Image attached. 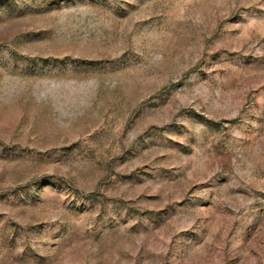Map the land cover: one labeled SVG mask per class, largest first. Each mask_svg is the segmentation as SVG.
Listing matches in <instances>:
<instances>
[{
    "label": "rangeland",
    "instance_id": "rangeland-1",
    "mask_svg": "<svg viewBox=\"0 0 264 264\" xmlns=\"http://www.w3.org/2000/svg\"><path fill=\"white\" fill-rule=\"evenodd\" d=\"M0 264H264V0H0Z\"/></svg>",
    "mask_w": 264,
    "mask_h": 264
}]
</instances>
